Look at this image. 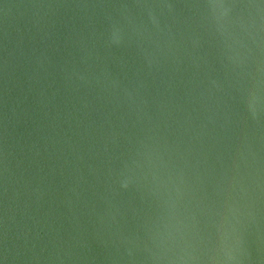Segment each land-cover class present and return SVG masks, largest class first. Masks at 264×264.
<instances>
[{
    "label": "water",
    "instance_id": "1",
    "mask_svg": "<svg viewBox=\"0 0 264 264\" xmlns=\"http://www.w3.org/2000/svg\"><path fill=\"white\" fill-rule=\"evenodd\" d=\"M0 264H264V0H0Z\"/></svg>",
    "mask_w": 264,
    "mask_h": 264
}]
</instances>
